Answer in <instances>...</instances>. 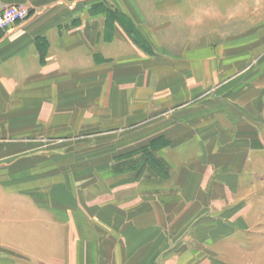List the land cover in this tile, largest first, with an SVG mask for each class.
Returning <instances> with one entry per match:
<instances>
[{"label": "crops", "instance_id": "obj_1", "mask_svg": "<svg viewBox=\"0 0 264 264\" xmlns=\"http://www.w3.org/2000/svg\"><path fill=\"white\" fill-rule=\"evenodd\" d=\"M40 2L0 33V264H264V24L251 37L189 42L181 67L147 73L146 61L171 62L136 4L133 14L99 0L79 14L74 2ZM166 15L195 31L210 13ZM138 121L101 166L61 169L70 178L38 200L29 183L16 187V138ZM80 174L93 178L76 183Z\"/></svg>", "mask_w": 264, "mask_h": 264}, {"label": "rangeland", "instance_id": "obj_2", "mask_svg": "<svg viewBox=\"0 0 264 264\" xmlns=\"http://www.w3.org/2000/svg\"><path fill=\"white\" fill-rule=\"evenodd\" d=\"M98 1L54 0V5L58 7V2H61L62 5L58 8L63 10L68 3L74 2L75 6L73 8L79 10L80 14L88 5L90 7L95 6L96 8L97 4L100 3ZM123 2L133 14L135 13L134 5H137V8L140 9L139 11L144 14V24L151 27V32L156 35L158 42L161 43V58L167 57V55L170 56L169 58H165L171 62L170 64L157 63L156 61L144 62L141 66L143 72L147 73H154L157 70L165 71L167 70L166 67L172 69L174 66L181 67L178 62L179 52L189 42L192 48L200 42L215 43L223 41L225 43V41H229L234 35H240L241 39L247 32H249L248 37H251L256 33L262 32V30L252 31V28L255 27L254 29L256 30V26L264 24V0H155L156 10L152 8L150 0H123ZM13 3L21 4L28 8L30 11L28 16H33L34 14L37 16L40 10L44 9V5L41 4L40 0H17L3 4ZM52 3L53 0L47 6L51 7ZM65 3L67 4L65 5ZM168 3H172L171 6H166ZM61 9L57 10L62 11ZM205 10L207 13H210V16H207V24L200 29L198 28V24L195 27L191 26L197 29L195 31L183 28L179 20H172L170 16L166 15V13L172 11L181 13L184 11L185 19L197 22ZM254 10H258L260 13L255 15L253 13ZM217 12L220 14L218 16H223H215ZM239 12H243L246 15L243 22L234 21V16L231 17L234 13ZM137 17L140 19L139 16ZM210 17L216 19V21H221L217 27L212 25L213 23H210ZM249 17H255L256 22L245 21ZM249 29L250 31H248ZM248 37L246 36V38ZM115 59L118 58H105L106 64H109L107 67L110 71H118L119 69V64L115 63ZM135 66H140V64H135ZM151 82L150 79L144 81L147 84L144 85V89H147L144 93L145 95L150 94ZM192 100H197V98ZM138 125H140L139 121L125 128L102 129L96 126V128L76 129L74 133L56 131L55 128L48 127L46 135L32 137L29 142L22 143V141H18V138H16L13 144L15 157L9 161L11 163L10 167H13L15 170L16 187L21 191L22 184L29 183L32 190L29 196L30 201L38 200L40 188L44 189L45 185L56 184L60 179L65 178L68 180L70 178L69 176L61 175V169H65L64 171H66L70 168H78L80 170L87 167H99L102 162L108 159L109 153L113 155L122 146H129L130 144H120V136L123 137L125 135L133 138ZM6 162L4 161V163ZM1 178L2 176H0ZM88 178L92 179L93 177L80 174L79 176H75V182L81 184ZM94 180H97V177ZM19 190L15 192L16 202L23 199L22 192ZM24 199L27 200V196Z\"/></svg>", "mask_w": 264, "mask_h": 264}, {"label": "built area", "instance_id": "obj_3", "mask_svg": "<svg viewBox=\"0 0 264 264\" xmlns=\"http://www.w3.org/2000/svg\"><path fill=\"white\" fill-rule=\"evenodd\" d=\"M30 11L21 4L0 5V33L12 30L20 21L26 19Z\"/></svg>", "mask_w": 264, "mask_h": 264}]
</instances>
